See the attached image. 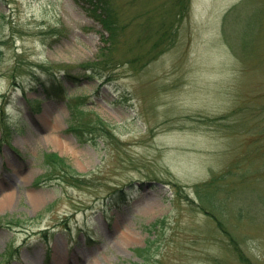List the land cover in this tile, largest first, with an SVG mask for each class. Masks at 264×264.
<instances>
[{"label":"rangeland","instance_id":"rangeland-1","mask_svg":"<svg viewBox=\"0 0 264 264\" xmlns=\"http://www.w3.org/2000/svg\"><path fill=\"white\" fill-rule=\"evenodd\" d=\"M107 1L0 0V264H264V0Z\"/></svg>","mask_w":264,"mask_h":264},{"label":"trees","instance_id":"trees-1","mask_svg":"<svg viewBox=\"0 0 264 264\" xmlns=\"http://www.w3.org/2000/svg\"><path fill=\"white\" fill-rule=\"evenodd\" d=\"M87 2H90L91 5H93L94 8H96V12L94 13V18L100 23V25L105 29L107 33V38L115 34V22L113 19V14L110 12L111 9L109 7L108 1L107 0H86ZM178 4H184L183 0H178ZM82 104V103H80ZM80 104L76 106V111L80 112ZM87 126V123H85L84 127ZM90 126V125H89ZM100 129L103 130L105 129L104 125H100ZM80 126L78 123L73 122L71 125H69L68 130L72 131L79 139H83V128ZM85 129V128H84ZM94 130H97L96 127H93ZM43 162L44 165L46 166V172L48 174L53 173L54 171H57L59 173H64L67 172L68 174L71 171L70 165L67 163L66 159L62 156H59L55 152H44L43 154ZM65 169V170H62ZM61 170V171H60ZM130 187V186H129ZM132 187V186H131ZM145 249V248H144ZM139 251H143V249H139Z\"/></svg>","mask_w":264,"mask_h":264},{"label":"bare ground","instance_id":"bare-ground-1","mask_svg":"<svg viewBox=\"0 0 264 264\" xmlns=\"http://www.w3.org/2000/svg\"><path fill=\"white\" fill-rule=\"evenodd\" d=\"M13 198V194L10 193L8 195H2L0 197V206L6 205L8 202H10Z\"/></svg>","mask_w":264,"mask_h":264}]
</instances>
